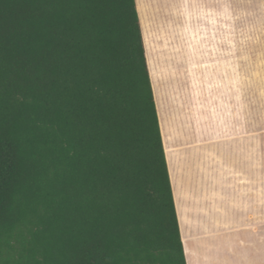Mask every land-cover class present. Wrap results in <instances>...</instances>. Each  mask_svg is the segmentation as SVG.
Listing matches in <instances>:
<instances>
[{"label": "trees", "instance_id": "1", "mask_svg": "<svg viewBox=\"0 0 264 264\" xmlns=\"http://www.w3.org/2000/svg\"><path fill=\"white\" fill-rule=\"evenodd\" d=\"M0 264H187L136 0H0Z\"/></svg>", "mask_w": 264, "mask_h": 264}, {"label": "crops", "instance_id": "2", "mask_svg": "<svg viewBox=\"0 0 264 264\" xmlns=\"http://www.w3.org/2000/svg\"><path fill=\"white\" fill-rule=\"evenodd\" d=\"M187 264H264V181L243 123L264 0L136 1ZM250 133V135H249Z\"/></svg>", "mask_w": 264, "mask_h": 264}, {"label": "rangeland", "instance_id": "3", "mask_svg": "<svg viewBox=\"0 0 264 264\" xmlns=\"http://www.w3.org/2000/svg\"><path fill=\"white\" fill-rule=\"evenodd\" d=\"M136 1L140 2V0ZM244 76L256 78L253 84L243 85V123L244 135L246 126H252L255 130L253 137L255 136L258 141L260 182H262L264 181V60L256 61L253 68H244Z\"/></svg>", "mask_w": 264, "mask_h": 264}]
</instances>
